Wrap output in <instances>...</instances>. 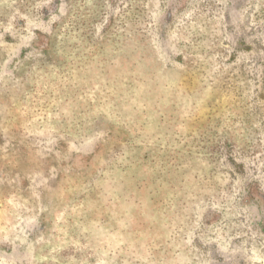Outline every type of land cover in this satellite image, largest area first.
Returning <instances> with one entry per match:
<instances>
[{"label": "rangeland", "instance_id": "rangeland-1", "mask_svg": "<svg viewBox=\"0 0 264 264\" xmlns=\"http://www.w3.org/2000/svg\"><path fill=\"white\" fill-rule=\"evenodd\" d=\"M0 264H264V0H0Z\"/></svg>", "mask_w": 264, "mask_h": 264}]
</instances>
